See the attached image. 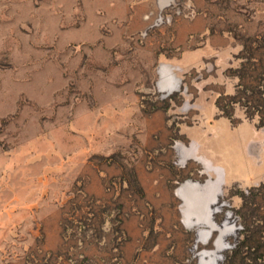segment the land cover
Returning a JSON list of instances; mask_svg holds the SVG:
<instances>
[{
  "label": "rangeland",
  "instance_id": "rangeland-1",
  "mask_svg": "<svg viewBox=\"0 0 264 264\" xmlns=\"http://www.w3.org/2000/svg\"><path fill=\"white\" fill-rule=\"evenodd\" d=\"M159 2L0 0V264H198L210 165L218 264H264V0Z\"/></svg>",
  "mask_w": 264,
  "mask_h": 264
},
{
  "label": "bare ground",
  "instance_id": "bare-ground-1",
  "mask_svg": "<svg viewBox=\"0 0 264 264\" xmlns=\"http://www.w3.org/2000/svg\"><path fill=\"white\" fill-rule=\"evenodd\" d=\"M160 6L167 3L163 2L165 0H159ZM160 87L166 88V91H170L173 87L177 86V82L174 78L170 79L163 78L160 81ZM217 171L219 176L216 180L208 182L205 186H200L198 183L187 182L182 190L178 192L183 197L186 208H191L192 214L195 215L194 219H191L190 213L184 214V221L188 225H199L198 220H206L209 223L208 229H196V242L192 246V252L198 258V264H218L222 258L221 251L224 250L227 245H229V238L236 235V227L234 221L230 220V213H226L223 219L218 222L214 218V213L219 210L220 206L211 207L217 200V195L220 190V183L222 178L220 176V167H214L210 165ZM213 231H216V236L214 238V248L212 250H202L201 252H196V246L198 240H207L212 236ZM204 254L208 255L206 258Z\"/></svg>",
  "mask_w": 264,
  "mask_h": 264
},
{
  "label": "trees",
  "instance_id": "trees-1",
  "mask_svg": "<svg viewBox=\"0 0 264 264\" xmlns=\"http://www.w3.org/2000/svg\"><path fill=\"white\" fill-rule=\"evenodd\" d=\"M232 97H233V96L230 97L231 100H232ZM232 102H233V100H232ZM216 106L218 107V109L221 111V113H222L225 117L231 118V113H229L228 111H226L225 108H224L223 106H221L219 100H216ZM246 116H247L248 118H252V115H251L250 113H249V114H246ZM257 125H258V126H262V125H264V123H263L261 120H259Z\"/></svg>",
  "mask_w": 264,
  "mask_h": 264
},
{
  "label": "crops",
  "instance_id": "crops-1",
  "mask_svg": "<svg viewBox=\"0 0 264 264\" xmlns=\"http://www.w3.org/2000/svg\"><path fill=\"white\" fill-rule=\"evenodd\" d=\"M166 5V4H165ZM164 6V5H163ZM163 6H160V7H163Z\"/></svg>",
  "mask_w": 264,
  "mask_h": 264
},
{
  "label": "water",
  "instance_id": "water-1",
  "mask_svg": "<svg viewBox=\"0 0 264 264\" xmlns=\"http://www.w3.org/2000/svg\"><path fill=\"white\" fill-rule=\"evenodd\" d=\"M220 205H222V204H220Z\"/></svg>",
  "mask_w": 264,
  "mask_h": 264
}]
</instances>
